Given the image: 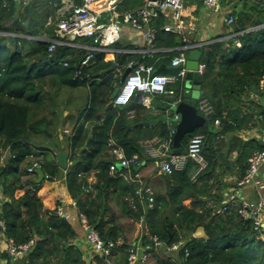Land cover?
<instances>
[{
    "label": "trees",
    "instance_id": "16d2710c",
    "mask_svg": "<svg viewBox=\"0 0 264 264\" xmlns=\"http://www.w3.org/2000/svg\"><path fill=\"white\" fill-rule=\"evenodd\" d=\"M50 1L30 0L28 5L21 2L17 8L14 0H9L7 6L0 0V33L35 36L46 31L49 40L59 39L55 22L62 0H53L58 7ZM141 5L142 0H127L124 7L133 9ZM259 13L261 15L256 19L246 12L232 14L234 32L264 24V10ZM165 23L163 16L153 21L158 29V46H179L177 35L161 30ZM83 43L89 44V41ZM49 46L47 41L0 34V187L5 197L0 220L5 225V237L17 245L36 240L23 264H88L84 252L75 244L78 234L74 227L57 212L58 207L54 210L46 208L39 196L43 182L38 184L36 174L33 178L26 177L28 173L23 166L31 157L40 159L41 167L48 175L44 183H54L65 170L70 197L76 200L78 211L87 216L102 239H125L126 244L112 252L118 264H128V247L132 239L127 236L120 216L113 213L114 206L134 222L145 216L147 235L143 234V245H154L153 239L157 238L165 243L163 248L169 255L159 264H264V239L254 231L252 222L235 212L221 214L223 195L220 189L225 184L219 180V169L243 177L248 158L254 151L264 150V145L258 141H244L240 136L241 132L254 126L255 115L262 117L264 128V107L251 99L253 88L257 95H264L260 90L264 75V29L216 42L203 51L202 60L207 69L199 78L201 97L196 100V106L207 100L212 112L205 117V125L193 134L201 133L206 137L204 155L209 166L195 179L197 168L192 161L171 176L162 175L164 188L156 193L155 206L146 213L142 207L130 203L135 188L109 174L111 139L124 150L126 157L137 154L147 160L141 141L154 136L161 139L170 136L164 113L159 115L161 120L155 127L126 132L123 124L127 121V108L105 109L115 88L120 86V78L115 79L109 69L114 61L126 65L134 56L97 53L93 62L86 64L85 50L58 46L49 53ZM170 61V58L163 59L158 68L161 63L168 65ZM146 62L152 63V60ZM79 71L84 80L77 76ZM173 72L168 68L158 71L162 74ZM62 89H86L87 104L76 114L62 118V112L56 111ZM157 98L158 103L161 97ZM88 103L91 106L88 107ZM135 105L138 111L144 108L140 103ZM164 107L158 108L162 112ZM255 110L257 113L253 112ZM216 120L220 121L219 125ZM65 122L76 123V128L59 140L57 130ZM193 134L187 135L179 148L173 144V153H186ZM63 144H66L65 152L69 158L65 169L56 158ZM7 151L8 156L1 164L2 152ZM235 152L234 163H227ZM20 191L24 194L19 195ZM94 191L93 199L84 197ZM199 227H204L207 239L195 236ZM139 233L133 223V239H138ZM181 241L184 244L179 250L167 249ZM95 257L100 264H107L103 257ZM5 261H10V256L0 249V264Z\"/></svg>",
    "mask_w": 264,
    "mask_h": 264
},
{
    "label": "built area",
    "instance_id": "2783aa9c",
    "mask_svg": "<svg viewBox=\"0 0 264 264\" xmlns=\"http://www.w3.org/2000/svg\"><path fill=\"white\" fill-rule=\"evenodd\" d=\"M7 6L9 0H3ZM30 0H20L24 5H28ZM221 0H142V5L133 9H125L124 4L127 0H63L59 7V14L56 19V32L62 37L60 40L49 41V53H53L58 46H65L72 49H82L87 52L85 63H91L97 53L109 55H133L134 58L126 65L115 62V69L112 71L114 78H120L126 69H130L124 83L121 85L118 94L113 99V106L124 107L132 100L138 99L144 108L152 110L159 108L152 107V99L161 97L164 103V111L170 129L169 138L161 139L157 136L141 141L146 153L157 163L159 174L171 176L176 171H181L189 161H192L197 170L193 176L195 179L200 173L209 166L208 160L204 155L206 137L201 134H193L189 141L185 154H173L170 150L173 137L176 134L174 123L180 121V115L172 110L177 107L186 97V82L189 68L190 54L193 51H201L202 55L198 62V68L194 71L198 77L206 73L207 66L203 62V51L211 45L223 40L236 39L244 33L264 29V24L250 28L246 31L231 32L225 38H214L208 40H191L187 35L184 21V12L187 6L193 3L202 4L211 9L214 13H220ZM56 7L58 4L50 1ZM163 16L166 23L161 30L164 33L174 34L179 37L180 45L172 48L159 47L157 44L158 29L153 24L155 19ZM235 22L233 15L228 16L224 23L232 27ZM9 36V33H0ZM75 37V40H71ZM126 38L129 42L123 47H119L122 39ZM89 41V44L83 41ZM238 42V40H236ZM170 58L169 66L174 69L173 73H158V64L161 60ZM152 60L147 63L146 60ZM79 71L77 76L84 80ZM89 78V75H86ZM260 90L264 93V75L260 81ZM172 99V100H171ZM199 112L204 116H209L212 107L207 100H202L198 107ZM219 125L220 121L216 120ZM68 133V131H66ZM109 156L111 163L109 174L112 177L122 178L127 184L135 188L134 194L130 199L134 207H142L146 212L154 208L156 203V192L147 182V178L142 173L143 160L139 155L132 158L126 157L124 150L112 139L109 141ZM42 168L40 161H34L28 168V174H36V170ZM48 179V175H45ZM44 179V180H45ZM248 186H252L257 192L264 191V150H257L248 159V168L243 177L235 181L232 192L224 194L222 200L221 214L235 212L244 220L251 221L254 231L260 233L264 239V196L257 200H248L243 192ZM88 192V190H87ZM72 207L78 209L76 200L71 202ZM57 212L65 219L69 215L64 212L63 205L58 206ZM78 218L85 231V241L93 249V256L103 257L107 264H118L113 259V250L126 244L125 239L104 240L92 225L87 216L81 212ZM144 216L141 217L143 221ZM155 246L165 247V243L157 238L153 239ZM35 239L28 243L17 245L13 240L5 237V225L0 220V249L6 250L10 256V261L5 264H20L24 257L35 246ZM184 242H179L168 250L177 251L183 246ZM153 245H143L142 242H133L128 247V264L139 262L148 264L150 261ZM142 250V255L138 257V251ZM188 255V251H186Z\"/></svg>",
    "mask_w": 264,
    "mask_h": 264
},
{
    "label": "crops",
    "instance_id": "0c3cea01",
    "mask_svg": "<svg viewBox=\"0 0 264 264\" xmlns=\"http://www.w3.org/2000/svg\"><path fill=\"white\" fill-rule=\"evenodd\" d=\"M62 2H63V0H62ZM207 11H208L207 8L204 7L202 4H199V3H193L189 6H187L183 17H184V21H185L187 35L191 40H195V41H197V40H208V39L217 38V37L222 36V35H226V36L222 37V38H225V37H227L228 34H230L231 32H234V31L228 30L225 27V25H224L225 23L223 21H221L219 23L216 21L208 22L207 19L209 17H208ZM58 14H59V9H58L57 16H58ZM26 26H28V25L26 24ZM55 31H56V27H55ZM4 33L11 34V35H9L11 37L26 38V39L34 40V41H41V42L51 41L48 39L46 31L40 32L38 35H35V36H27V35H21V34L10 33V32H4ZM59 36H60V34H59ZM61 38L62 37L60 36V38L57 40H60ZM127 43L129 44V42L126 40V38L122 39L121 44L127 45ZM24 49H25V47H24ZM115 62L116 61H114L113 65H115ZM91 63H89V64H91ZM163 64L164 63H161V65H163ZM164 65L166 66V68H168V70L171 69V72L174 71V69H172L169 66V64L168 65L164 64ZM114 69L115 68H113L110 72L114 71ZM164 70H161V71H164ZM192 84H193V82H190L189 80L185 84V86H186V91H185L186 97L185 98H187V99L189 98L190 86H192ZM187 88H189V90ZM81 90L82 89H80V90H71V89H69V90L65 89L64 90V89H62L59 92V99L56 101V102H58V105H56V108H57L56 111L58 114L62 112V116H63L62 118H65L70 113L76 114L79 111V108H81V107L85 106V104H87L86 93H82ZM200 93H201V91H200ZM193 98H194V96L191 97L189 101L184 100L183 102H188V103L194 105L198 109L199 105L196 106V100H198V99H193ZM157 99L158 98L152 99V103H151L152 107L155 106L158 108L160 105L164 106V103H162L161 100L157 103L156 102ZM251 99L255 101V104H259V105L261 104V106L264 107V95L263 96L257 95L256 89L253 90V95L251 96ZM135 104H139V101L137 98L132 100L129 105L122 107L123 109L127 108L126 109V111H127L126 120L127 121L123 124L126 132L131 131V130H135V129L152 128V127H155L156 125H158V123L161 120L159 118V115L161 114L160 111H157V109L152 110L151 108H149V109L143 108L140 111H138L136 109ZM89 106H91V103H88V107ZM109 108L118 109V107L113 106V99L111 97H110L109 101L107 102L105 109L107 110ZM175 109H176V107H174V108L172 107V110L174 112H175ZM253 112L257 113V110H255ZM99 114L101 115L102 112L99 111ZM151 116H154L155 118H152ZM261 119H262L261 116L258 117L257 115H255V121L252 122L254 124V126L248 128L247 130H244L243 132L240 133V136L244 141L256 140L261 145H264V128L261 125ZM151 121H153L154 124H151ZM167 122H169V121H167ZM145 123H149V126L134 127L137 124H145ZM178 123H174V126H176V129H177ZM66 126H69L70 133H72L73 129L76 128V123L70 124L68 122H65L63 127L59 126V128L57 130L59 140L63 139V137H64L63 133H64V131L66 132V129H67ZM127 126H131V128L128 129ZM112 140L114 141V139H112ZM173 144H174V137H173L172 147H173ZM63 146L66 147V144L65 145L63 144ZM87 146H88V144H87ZM172 147L170 148V150L173 153ZM182 154H185V153H182ZM7 156H8V151L2 152L1 164L4 163V159ZM56 158H57V153H56ZM236 158H237V153L235 152L233 155H231L228 158L227 163H230V164L234 163ZM37 160L40 161V159L37 157L29 158L23 166L24 171H26L27 168L34 161H37ZM68 163H69V158H68ZM227 163L224 164V167H226ZM62 169H64V168H62ZM142 173L147 178V180H148L147 182L154 188L156 193L159 191V189L164 188L162 183H161V176L162 175L159 174L158 169H157V163L149 155H148L147 160H145V159L143 160ZM219 174H220L219 180L224 182V184H225V185H222V188L220 189L222 191V195L224 197V194L230 193L233 191V189L235 187V181L237 179H239V175H238V173L224 172L223 169L222 170L219 169ZM36 175H37V173H36ZM26 177L27 178H33L35 176L33 174H27ZM23 194H24V191L19 192V195H23ZM38 194L42 198L46 208H48V209L54 210L56 207L63 205L64 212L67 215H69V217H70L68 219L69 223L74 227L75 231L78 234V238H77L75 244L79 245V247L84 252L85 259H86L88 264H100L97 261L96 257L93 256V249L85 241V236H86L85 231H84V229L80 223V220L78 218L79 211H78V209H75L71 205V202L73 201V199L70 197L69 192H68V188L66 185L65 170L60 172L58 179L54 183L48 184V183H44V181H43V184H42L41 188L39 189ZM95 194H96V192L94 191L93 194H91V195L86 194L84 197H87L89 199H93L95 197ZM243 194L248 200L253 201V200L259 199V197H263L264 191L257 192V190H255L254 187L248 186L244 189ZM4 202H5V197L2 193V188L0 187V210H1ZM209 203H211V200L208 202V205H209ZM197 208H199V207H197ZM117 212H119V210L117 207L114 206L113 207V213L118 215ZM120 221H121V223H122V225L126 231L127 236H129L132 239L131 243L138 242V241L142 242L143 234L147 235V232L145 231L146 230L145 218H143V221H141V219H140L139 222H134L133 220H129L130 223H128L127 221L122 220L120 217ZM133 223L135 224L136 229H138L140 232L138 239H136V238L133 239L134 237L131 234V229H132ZM128 224L130 225V227H128ZM1 247H2V245L0 243V248ZM150 253H151V257H150V261L148 262V264H159V261L161 259L169 258L168 257L169 255H168L166 249H164L162 246L153 245V249L150 251ZM141 255H142V250H139L138 251V257H140ZM137 264H143V263L139 262Z\"/></svg>",
    "mask_w": 264,
    "mask_h": 264
},
{
    "label": "water",
    "instance_id": "95a60500",
    "mask_svg": "<svg viewBox=\"0 0 264 264\" xmlns=\"http://www.w3.org/2000/svg\"><path fill=\"white\" fill-rule=\"evenodd\" d=\"M16 7L19 8L20 7V0H14ZM26 24L28 25L29 22H26ZM71 40H75V37H71ZM202 52L201 51H193L190 54V60L188 62L187 67L189 68V72L187 74V79L190 82H193L192 86L194 89H197L198 91H200L201 89V82L199 81V77L196 73H194L195 70H197L198 68V62L199 59L201 58ZM113 68H115V65H113L108 72H110ZM166 68V66L163 64L160 66L159 70H164ZM130 69H126L123 73V75L120 78L119 84L120 86L124 83L127 75L129 74ZM120 86L116 87L111 98L114 99L115 96L118 94L119 90H120ZM253 90H255V88H253ZM193 97L192 92L189 91V98ZM175 113L180 115V121L178 123L177 126V130H176V134L174 136V145L176 148H179L181 146V143L183 141V139L187 136V135H191L193 134L197 129L202 128L205 123H206V118L204 116H202L198 109L188 103V102H182L180 103L176 109H175ZM151 124H154L153 121H151ZM143 126H149V123H145V124H137L134 127H143ZM75 128V127H74ZM128 129L131 128V126H127ZM74 132V129L72 131V133ZM57 159L58 162L60 164V166L62 168H67L68 166V154L67 152H65V147L62 146L61 150L58 152L57 154ZM36 173L38 175V184H41L44 179H45V173L43 171L42 168H39L36 170ZM195 236L198 238H205L207 239V234L206 231L204 229V227H199L197 228L196 232H195Z\"/></svg>",
    "mask_w": 264,
    "mask_h": 264
},
{
    "label": "rangeland",
    "instance_id": "374dc122",
    "mask_svg": "<svg viewBox=\"0 0 264 264\" xmlns=\"http://www.w3.org/2000/svg\"><path fill=\"white\" fill-rule=\"evenodd\" d=\"M220 3L222 5V9L220 13H214L211 9L207 8L208 10L207 13L209 17L207 19L208 22H212V21H216L218 23L221 21L224 22L225 19L232 14L240 15L245 12L249 14V16H251L253 19H256L258 18L257 16L261 15L259 12L264 10V0H221ZM224 25L228 30L234 31L233 26L228 27L226 24ZM187 89L189 90V88ZM81 92L87 93V90L82 89ZM190 92H192V95L194 96L193 99H200V96H201L200 91H198L197 89H194L193 87H190ZM66 128H67L66 131H68L69 133L70 132L69 126H66ZM66 134L67 132L64 131L63 135L65 136ZM117 213H118V216H120L122 220H125L128 223H130L128 218L124 216L121 212H117ZM128 227H130L129 224H128ZM23 262L24 260L21 261L20 264H23Z\"/></svg>",
    "mask_w": 264,
    "mask_h": 264
}]
</instances>
